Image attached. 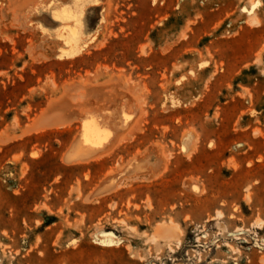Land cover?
<instances>
[{
	"label": "rangeland",
	"instance_id": "obj_1",
	"mask_svg": "<svg viewBox=\"0 0 264 264\" xmlns=\"http://www.w3.org/2000/svg\"><path fill=\"white\" fill-rule=\"evenodd\" d=\"M0 264H264V0H0Z\"/></svg>",
	"mask_w": 264,
	"mask_h": 264
},
{
	"label": "bare ground",
	"instance_id": "obj_2",
	"mask_svg": "<svg viewBox=\"0 0 264 264\" xmlns=\"http://www.w3.org/2000/svg\"><path fill=\"white\" fill-rule=\"evenodd\" d=\"M251 6H254V3H251ZM254 17V16H253ZM251 22L253 24H258V21L256 20V18H251ZM66 114V113H65ZM64 115V114H62ZM120 116H117L119 118V120H121V114H119ZM57 116V115H56ZM55 117V116H53ZM52 117V119H53ZM92 116H89L88 115V118H90ZM123 117V115H122ZM60 118V117H59ZM59 118L55 117L54 120L55 122H53L52 124L54 126H61L62 125H65V126H69L70 124V120L68 117H66L68 119L65 120V122L61 121ZM88 118H85V125H84V129H83V133H82V139L81 141L78 142V145L75 149V151L73 153H71L70 155H65V160L67 163H72L74 164L75 162L77 163H81L82 161H87L89 159V161H96V154L98 155L97 152H99L100 150H102V147H105L104 145L106 144L105 143V139L103 136H101L100 134H98L97 132H93L91 129H90V125L91 123L93 124L94 121L92 122L91 120L92 119H88ZM117 118V119H118ZM124 118V117H123ZM51 119V118H50ZM49 119V120H50ZM59 119V120H58ZM48 120V121H49ZM118 120V121H119ZM123 121V119H122ZM45 122V121H44ZM61 122H63L61 124ZM121 123V122H120ZM44 124V123H43ZM42 124V125H43ZM51 124V125H52ZM61 124V125H60ZM46 125V124H45ZM44 125V126H45ZM88 127V128H87ZM39 128V127H38ZM41 128V127H40ZM43 128V127H42ZM41 128V129H42ZM46 128V126H45ZM48 128V127H47ZM53 128V127H52ZM97 128H99L100 130H102L103 126L101 123L98 122V125H97ZM44 129V128H43ZM93 137H96V139L98 140L97 142H93L92 139ZM92 138V139H91ZM192 138V137H191ZM188 139H185L181 144H182V150L183 151H187L188 153H191V151L189 152L188 150V145H190V141L188 140V142H186ZM194 140V139H193ZM185 142V143H184ZM95 144L98 145V148L96 147H93V145L95 146ZM108 144V143H107ZM191 147V145H190ZM104 149V148H103ZM192 150V149H191ZM103 151V150H102ZM101 151V153H102ZM107 151V150H106ZM184 153V152H183ZM108 154V153H107ZM99 157V156H98ZM166 168V167H165ZM162 169V168H161ZM147 171V168L146 166H143V167H130L129 169L125 170L122 174H121V177L123 179H125L126 176H131L133 174H139V173H143ZM156 173V172H155ZM157 174V173H156ZM154 175V174H153ZM108 176V175H107ZM105 177V180H108L109 184H106L102 187V190L100 192V194H107L111 191H115L117 189V182L120 180V177H112V176H108V177ZM155 176V175H154ZM150 178V177H149ZM151 179V178H150ZM45 209V208H44ZM218 216H220L218 214ZM131 228V227H130ZM131 231V229H130ZM129 231V232H130ZM128 232V234H130ZM132 232V231H131ZM127 234V233H126ZM180 229L178 228V226L171 222L170 220L169 221H163V222H160L158 224L155 225L152 233L150 234V236L148 237L149 238V242L152 244V245H163V244H166V245H172V244H175L177 246L180 245ZM112 242V241H111ZM229 248H231L232 251H237L235 248H233L232 246H230L229 244H227ZM227 247V246H226ZM262 258V257H260Z\"/></svg>",
	"mask_w": 264,
	"mask_h": 264
},
{
	"label": "crops",
	"instance_id": "obj_3",
	"mask_svg": "<svg viewBox=\"0 0 264 264\" xmlns=\"http://www.w3.org/2000/svg\"><path fill=\"white\" fill-rule=\"evenodd\" d=\"M71 124V123H70ZM70 124H69V126H70ZM82 127H81V130L79 131V133H78V135L76 136V138H75V140H74V142H73V144H72V146H71V149L67 152V155H70L71 153H73L74 151H75V149H76V147H77V145H78V142L79 141H81V139H82V133H83V129L85 128L84 127V125H85V120H83L82 121ZM97 125H98V122H94L93 124L91 123V127H90V129L93 131V132H97L96 131V128H97ZM102 126H103V128H102V130L101 131H106V129H105V126L102 124ZM67 127V126H66ZM88 128V127H87ZM92 139V138H91ZM104 139H105V137H104ZM92 141L93 142H97L98 140L96 139V137H93V139H92ZM93 147H97L98 148V145L97 144H95V146L93 145ZM149 158H150V154L148 153V154H146V155H143V156H134L132 159H130L123 167H122V169L120 170V172L118 173V174H116V175H112V174H110V173H107V175L108 176H112V177H120V180L116 183L117 184V187L120 185V183H124L125 181H128V180H130V179H136V178H138V177H141V176H143V175H146V174H150L151 172H153V170H154V165H152V163H151V161L149 160ZM143 166H146V168H147V171H145V172H143V173H139V174H133V175H131V176H126L125 177V179H123L122 177H121V174L125 171V170H127V169H129L130 167H138V168H140V167H143ZM106 175V176H107ZM105 176V177H106ZM107 176V177H108ZM106 184H109V182H108V180H105L104 179V181L100 184V187H99V189L97 190V192L95 193V196H103V195H105V194H100V192H101V190H102V187L104 186V185H106Z\"/></svg>",
	"mask_w": 264,
	"mask_h": 264
},
{
	"label": "snow or ice",
	"instance_id": "obj_4",
	"mask_svg": "<svg viewBox=\"0 0 264 264\" xmlns=\"http://www.w3.org/2000/svg\"><path fill=\"white\" fill-rule=\"evenodd\" d=\"M67 10H65V12H66ZM53 18L54 19H60V15H58V14H53ZM129 117H125V119H128ZM96 131H97V133L98 134H100L101 136H103V137H107L108 135H109V133H107L106 131H101L99 128H96Z\"/></svg>",
	"mask_w": 264,
	"mask_h": 264
}]
</instances>
